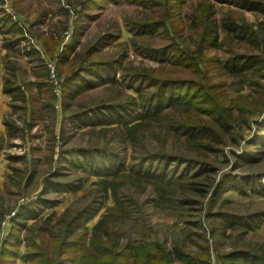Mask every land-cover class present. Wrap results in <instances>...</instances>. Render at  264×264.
Here are the masks:
<instances>
[{
  "label": "rangeland",
  "instance_id": "1",
  "mask_svg": "<svg viewBox=\"0 0 264 264\" xmlns=\"http://www.w3.org/2000/svg\"><path fill=\"white\" fill-rule=\"evenodd\" d=\"M81 1L84 0H0V82L3 77L4 82L10 79L14 82L12 86L14 84L18 86V91L13 93L16 101H11V111H7L10 102L8 100L2 116L4 122L14 126V128L5 126L10 137L4 135L0 124V205L4 210L1 222L7 221L3 233L0 228V242L10 233V222L20 209H28L40 215L55 212V219L66 207L77 209L82 207L99 190L96 185L98 178L80 170L77 165H80L81 161L76 160L75 154L70 151L80 148L104 149L110 151L111 155L118 156V163L124 166L139 163L145 169L149 166L146 160L140 161L142 154L138 150L133 151L129 143L115 142L109 139V134L92 135L87 132L89 130L76 128L68 119V114L63 115L61 108L56 110L54 107L55 113H53L45 106L53 95L49 90L52 86L48 77L44 75L47 70L46 65L50 64L55 68L59 79L60 99L55 96V100H51V104L55 105L63 100L61 91L62 96L67 92L61 88V83L63 84L65 79L71 80L68 85H78L84 78L97 81L87 74H82L77 79L73 78L74 71L68 72L71 70L70 63L72 65L80 63L90 67H93V63H113L111 65L113 72L106 70V66L102 70L98 67L95 69L104 78L113 76L115 83L111 84L112 86L100 85L76 95H73V91H68L73 96L68 111H75L80 103L89 105L100 102L132 101L136 94L126 91L123 81L125 77L138 73L141 69L153 68L158 73L175 77V69L179 67L172 65L169 60L173 56L172 51L175 50V39L178 40L181 49L197 53L196 48L205 25L194 21L193 13L197 12L199 7H210L211 13L206 26L211 32L207 34L211 37L215 36L213 46H217L206 49L203 45L200 53L206 62L215 57L217 62L222 63L229 56L227 44L224 42L228 31H224L222 23L243 19L245 21L243 25L256 32L259 40L264 33L262 24L264 19L260 15L237 10L235 6L219 3L217 0H186L176 13L175 10L166 11L164 1L167 0H155L160 5L151 8L141 5H149V0L131 2L130 0H94L96 7L88 8L86 3L83 7L77 6ZM149 18L164 25L162 24L163 26L154 30L152 34L140 36L136 34V28L130 20L143 21ZM12 23H15L12 32H6L13 26ZM105 36L117 37L103 48L101 43L98 44V39L101 40ZM47 39L52 40L54 44L49 42L47 47H44ZM16 40L17 43L12 44ZM8 43L11 45L9 46ZM143 45L149 46V49L155 48L156 51L171 45L172 50L164 55L166 60L160 62L156 52L144 50L141 47ZM230 45L236 53H245L248 49L255 50L253 44L245 39H238L234 34H231ZM92 47H97L98 50L95 53L90 52L89 57L83 58L82 55ZM46 48L50 50L46 52ZM60 56L67 63L59 64ZM217 62L206 63L207 65H202V68L208 69L209 64L212 68L208 71L209 81L212 83L217 80L225 81L223 91L229 98H233L238 91L235 85L238 80L219 75L215 66ZM3 68H5V76L1 75ZM77 69L73 68L75 71ZM36 81L45 84L42 88H37L34 84ZM143 87L147 90L153 89L146 82ZM34 88L37 95L35 92H33L35 95L32 94L31 89ZM25 94L28 95L29 102L31 101L29 95L36 96L35 100L31 101L35 106H32L33 114L28 115L29 118H26ZM0 110H3L1 100ZM27 121L29 124L26 123ZM51 130H53L52 135L49 132ZM251 135L252 130H248L242 123L239 126L233 125L232 134H227L226 139H238L239 145H233L229 141L225 146L217 147L224 149L225 154L234 151L240 156L246 147L243 139H249ZM173 139L175 137L168 135L165 145L167 151H175L176 148L183 147L182 140ZM146 141L150 146L156 143L151 136ZM228 144L230 146L227 147ZM248 150L254 151L251 147H248ZM215 157L218 163L217 176L232 174L239 177L236 179L240 181L243 177L263 175L262 179L255 178L254 183H264V164L256 168L233 171L230 165L234 159L232 156L229 157L228 164L221 165L219 162L224 161L223 156L219 154ZM99 161L98 157L97 164ZM162 163V160L155 159L151 162V166H159ZM173 166L175 161H169L167 167L171 169ZM55 171L59 174L53 179L68 185L82 182L80 190L75 193L62 191L50 193L48 188L45 191L44 180ZM115 181L120 199L136 205L134 209L138 212L135 217H142L148 223L151 239L159 243L163 250L178 249L186 258L185 262L174 264H244L239 258H229L234 253L242 252L258 258L260 260L258 264H264V218H259L258 221V218L254 219L255 222L260 223L254 230L239 226L236 220L238 217L253 214H260L259 217L264 215V197L253 193L249 186L230 189L213 200L210 189L206 195L199 196L186 187L181 189L172 184L160 201L157 200V195L150 185L139 183L130 176L123 175ZM43 191L45 192L41 195ZM86 193L90 195L83 199ZM128 195H132L136 203L130 202L127 199ZM182 195L188 196L191 202L182 203ZM40 199L58 201L59 204L54 209L43 207L44 209L40 210L41 208L35 205ZM113 206L110 195L92 221L86 223L85 227L89 235L91 227L98 218ZM12 212L15 214L12 215ZM110 213L117 215L115 211ZM251 222L249 223L252 224ZM229 224L233 226L229 227ZM119 230L129 232L132 240L137 239V234L129 220L122 223ZM82 231V228H78L77 233ZM101 234H103L102 230ZM22 235L23 232L20 237ZM24 246V242L19 244L17 258L20 253H24ZM4 261V264H9L11 260Z\"/></svg>",
  "mask_w": 264,
  "mask_h": 264
},
{
  "label": "trees",
  "instance_id": "2",
  "mask_svg": "<svg viewBox=\"0 0 264 264\" xmlns=\"http://www.w3.org/2000/svg\"><path fill=\"white\" fill-rule=\"evenodd\" d=\"M131 1L134 0L129 2ZM185 1H164L166 11L175 10L176 13ZM217 1L233 5L237 10L257 13L264 19V0ZM94 2V0H84L77 6L83 7L86 3L87 8L96 7ZM141 5L151 8L160 3L149 0V5ZM210 13V7H199L197 12L193 13L194 21L201 25L205 24L196 48L197 53L181 49V45L175 39V50L172 51L173 56L169 59L172 65L179 67L175 69V77L158 73L153 68L141 69L140 72L129 75L125 79L122 77L123 84H125L124 89L136 94L132 101L100 102L89 105L80 103L75 111H68L73 97L68 91L71 90L74 92L73 95H76L100 85L108 86V84L115 83L113 76L104 78L95 71L96 67L102 70L106 66V70L113 72L111 62L93 63V67L70 63L72 66L69 65L71 70L68 72H75L76 69L73 70V68H78L75 73H72L73 78L77 79L80 75L87 74L97 81L84 78L78 85H68L71 80L65 79L63 84L61 83V88L67 92L62 96L61 91L63 103L61 104V101L59 104L63 115L68 114V119L74 123L76 128L89 130L87 132L92 135L109 134V139L115 142L129 143L133 151L138 150L142 154L140 161L146 160L149 166L146 169L141 166V163L124 166L118 163V156L111 155L110 151L104 149L80 148L70 151L75 154L76 160L81 161V164L77 165L80 170L98 178L96 185L99 190L82 207L78 209L66 207L55 219V212L40 215L28 209H20L10 222V233L4 241L0 242V264H4V260L17 258V253H19L17 248L22 242L25 244L24 253L18 256L25 264H32V262L35 264H174L185 262L186 258L178 249L163 250L159 243L152 240L146 220L142 217H135L138 212L134 209L136 205L120 199L115 180L123 175L130 176L139 183L150 185L157 195V200L160 201L163 200L164 194L170 190L172 184L181 189L186 187L199 196L206 195L210 189L213 200L238 186H249L253 193L264 197V183H254L255 178L262 179L263 175L243 177L240 181L236 179L239 177L232 174L217 176L218 163L215 157L219 154L223 156L224 161L219 162L221 165L228 164L229 157L232 156L234 159L230 165L233 171L256 168L264 164V33L259 40L256 32L243 25L245 22L243 19L222 23L224 31H228L224 42L227 44L229 56L222 63L217 62L215 57L206 62L200 53L203 45L206 49L216 46H213L215 36L212 38L207 34L211 32L206 26ZM76 21L78 22V17ZM130 23L135 26L136 34L139 36L152 34L154 30L164 25L150 18L143 21L130 20ZM14 24L12 23L13 26L11 25L12 27H9L6 32L11 33ZM262 24L264 25V22ZM231 34L238 39L247 40L255 46V50L248 49L245 53H236L230 45ZM116 37L105 36L101 40L98 39V44L101 43L104 48ZM49 42L53 43L48 39ZM8 45L10 46L11 43ZM44 46L47 47V45ZM141 47L144 50L156 52V55L160 57L158 58L160 62L166 60L164 55L172 50L171 45L158 51L151 47L149 49L147 45ZM93 48H89L90 50L82 55L83 58L89 57L90 52L95 53L98 50L97 47ZM62 59L60 56L59 64L67 63ZM213 61L218 64L215 66L219 75L238 80L235 84L238 88L235 97L229 98L224 93L225 81L217 80L214 83L209 81L208 71L212 70L209 64ZM206 63H209L208 69H203L202 65H207ZM44 75L48 77L47 70ZM144 82L153 89L147 90L143 87ZM49 90L52 93V89ZM3 91L12 94L16 89L11 90L5 86ZM14 98L12 97L13 101H16ZM16 98L18 100V97ZM51 100H55L54 95H51L47 107L55 113L54 107L57 103L53 105ZM240 123L248 130H252L251 137L243 139L246 142L245 150L240 156L234 151H228L225 154L224 149H218L217 146H225L229 141L233 145H239L238 139L226 138L227 134H232L233 125L239 126ZM4 126L14 128L6 121ZM49 132L52 135L53 130ZM168 135L182 140L183 147L180 146L175 151H167L165 145ZM149 136L155 140L154 146H150L146 141ZM248 147L254 151L248 150ZM98 157L100 161L97 164ZM155 159L162 160L163 163L159 166H151V162ZM169 161H175V166L171 169L167 167ZM58 174L59 172L55 171L44 180L45 191L49 188L50 193L61 191L75 193L82 187V182L76 185L57 182L53 178ZM89 195L90 193H86L83 199ZM110 195L114 203L113 208L98 218L91 227L89 235L85 227L86 223L92 221ZM127 199L136 203L132 195H128ZM181 202L190 203L191 201L188 196L182 195ZM58 204V201L46 199H40L35 203L38 208H41L40 210H43V207L54 209ZM111 211L117 212V215L111 214ZM259 215L238 217L240 219L236 218V220L239 226L254 230L260 225L254 219L258 218V221L259 218H264V215L261 217ZM3 216L4 210L0 207V222ZM128 220L134 227L137 239L132 240L129 232L119 230L122 223ZM232 226L229 224V227ZM78 228H82V233H77ZM21 232H23L22 237H20ZM229 258H239L244 264L260 262L258 258L245 252L234 253Z\"/></svg>",
  "mask_w": 264,
  "mask_h": 264
},
{
  "label": "crops",
  "instance_id": "3",
  "mask_svg": "<svg viewBox=\"0 0 264 264\" xmlns=\"http://www.w3.org/2000/svg\"><path fill=\"white\" fill-rule=\"evenodd\" d=\"M41 36V35H40ZM48 44V39H47V43L46 44H44V45H47ZM45 47V46H44ZM7 48V47H6ZM46 50V52H48V50H50L49 48H46L45 49ZM76 72V71H75ZM5 68H3V69H1V75L2 76H5ZM37 76H38V74H36ZM37 79H39V76L37 77ZM13 80L14 81H16V79L13 77ZM14 82H11L10 81V79L9 80H5V82H4V80H3V77H2V79H1V82H0V97H1V103H2V105H3V110H0V124H1V130H2V132H4V135L6 134V137H10L9 136V134H7V132H6V129H5V126H4V121H3V119H2V116H3V114L5 113V103L9 100L10 102L8 103V108H7V111L9 112V111H11V101L13 100L12 99V97H13V93L12 94H9V93H5L4 91H3V89H4V87L6 86V87H9L11 90L12 89H16V91H18L17 89H18V86H15L16 84H14L13 86H12V84H13ZM35 84V86L37 87V88H42L43 86H44V84L45 83H40V82H35L34 83ZM31 91H32V94H34L33 92H35V94L37 95V92L35 91V88L34 89H31ZM34 94V95H35ZM25 98L26 99H24V101L26 102L25 103V110H26V118L28 117L29 118V116L28 115H32L33 114V111L31 110V108H32V106L34 105L31 101L34 99L35 100V97L36 96H33V95H29L30 97H31V101L29 102V101H27V100H29V97H28V95H26L25 94ZM35 106V105H34ZM45 106H47V103H45ZM28 107V108H27ZM11 113V112H10ZM5 117V116H4ZM1 119H2V121H1ZM26 123H28V121L26 122ZM29 124V123H28ZM3 135V136H4ZM0 207L2 208V206L0 205ZM28 224L30 223V222H27ZM21 249H22V247H21ZM20 255H22V253H20ZM9 264H25L23 261H22V259L21 258H17V259H14V260H11L10 262H9Z\"/></svg>",
  "mask_w": 264,
  "mask_h": 264
},
{
  "label": "built area",
  "instance_id": "4",
  "mask_svg": "<svg viewBox=\"0 0 264 264\" xmlns=\"http://www.w3.org/2000/svg\"><path fill=\"white\" fill-rule=\"evenodd\" d=\"M46 66H47L46 69H47V74H48V80L50 84L52 85V93L54 97L56 96L57 99H60L59 84H58V78H57V73L55 71V68L51 66L50 64ZM55 108H59V103L56 104ZM11 214L14 215L15 212H12ZM6 222L7 221L4 220L0 223V228L2 229V233L4 232L6 228Z\"/></svg>",
  "mask_w": 264,
  "mask_h": 264
}]
</instances>
